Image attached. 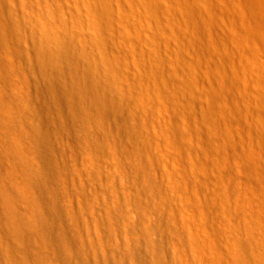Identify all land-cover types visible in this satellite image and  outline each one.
<instances>
[{"label": "rangeland", "instance_id": "1", "mask_svg": "<svg viewBox=\"0 0 264 264\" xmlns=\"http://www.w3.org/2000/svg\"><path fill=\"white\" fill-rule=\"evenodd\" d=\"M3 1L0 19L9 10L18 22L11 76L18 84L13 88L16 100L6 105L16 127H34L36 94L51 81L65 86L68 67L80 64L144 134L137 138L138 155L123 159L131 175L128 195H113L137 208L113 209L102 190L109 175L101 182L84 179L97 175V162L108 164L111 151L103 128L92 126V164L75 177L79 189L73 204L81 212L78 227L85 250L75 264H193L186 245L161 231L159 176L151 168L159 163L155 153L163 135L155 131L152 103L170 100L180 108L171 125L178 140L189 144L187 122L196 110L197 116L204 114L203 78L210 62L223 60V129L233 133L242 126L264 153V0H28L27 8L19 0ZM142 95L148 97L146 116L138 108ZM144 159L146 169L140 164ZM144 170L153 180L146 189L141 185ZM85 198L97 202L91 217ZM257 251L262 257L259 247ZM20 258L23 264L49 260L35 250Z\"/></svg>", "mask_w": 264, "mask_h": 264}, {"label": "bare ground", "instance_id": "2", "mask_svg": "<svg viewBox=\"0 0 264 264\" xmlns=\"http://www.w3.org/2000/svg\"><path fill=\"white\" fill-rule=\"evenodd\" d=\"M19 2L23 8L30 4ZM2 4L0 0V8ZM5 12L0 19V264H23L20 254L32 250L49 258L47 264H75L85 256L78 227L81 212L73 204L79 189L75 177L92 164V126L103 128L111 151L108 164L97 162V175L84 179L101 182L109 175L102 190L113 209L137 208L115 196L128 195L131 175L123 159L138 155L137 138L144 134L80 64L68 67L65 86L51 81L36 94L34 127H16L6 105L16 100L13 88L18 84L11 76L18 22L15 13ZM203 79L204 114L197 116L196 110L187 122L189 144L178 140L171 125L180 108L170 100L152 103L155 131L163 135L155 153L159 163L151 168L159 176L155 186L161 231L186 245L193 264H264V153L242 126L233 133L223 129V60L210 62ZM193 99L195 95L189 97L191 105ZM147 103L142 95L138 108L144 116ZM187 110L188 105L183 114ZM141 161L146 169L147 161ZM152 182L144 170L141 185L146 189ZM84 203L91 217L97 202L85 198Z\"/></svg>", "mask_w": 264, "mask_h": 264}]
</instances>
